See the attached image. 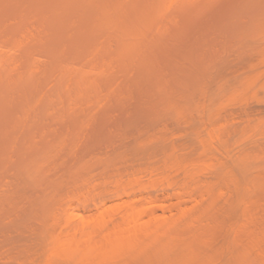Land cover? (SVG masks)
<instances>
[{
	"label": "rangeland",
	"instance_id": "1",
	"mask_svg": "<svg viewBox=\"0 0 264 264\" xmlns=\"http://www.w3.org/2000/svg\"><path fill=\"white\" fill-rule=\"evenodd\" d=\"M175 1L0 0V264H264V0Z\"/></svg>",
	"mask_w": 264,
	"mask_h": 264
},
{
	"label": "bare ground",
	"instance_id": "2",
	"mask_svg": "<svg viewBox=\"0 0 264 264\" xmlns=\"http://www.w3.org/2000/svg\"><path fill=\"white\" fill-rule=\"evenodd\" d=\"M168 2L169 3L167 5H169L172 2L174 3V0H168ZM176 2H177V0L175 1V3ZM164 3H165V0H164L163 4ZM166 3L164 5V7H165L164 11L167 10L166 8L169 7V6H166ZM163 4H161V5H163ZM157 9H158V7H157ZM157 14H159V13L156 12V15ZM144 19H143V21H146L147 20V19H145V20ZM148 23H149V21H148ZM146 24H147V22H146ZM141 27H142V25H141ZM143 28H146V27H144V25H143ZM137 30H139V27L137 28ZM129 45H131V44H129ZM126 46H128V45H126ZM127 51H129V49H127L125 51V53ZM121 52H123V50ZM121 56H124V53ZM85 84H86V82H85ZM90 84H91V82L90 83L88 82L87 86H89ZM210 86L211 85H209L208 87L210 88ZM212 90H213V86H212ZM144 213H146V212H144ZM180 214L181 215L184 214V212H183L182 209L180 210ZM124 215L125 216H124V220L123 221L126 222V220H128V224L131 223V222H133L134 224L132 226H129L128 224H126L129 227L128 228H124L123 227V224H125V223L123 222L122 225H120L122 228L120 226H118L119 227L118 230L117 229L116 230L114 229L115 231L113 233H112V230L113 229L112 230H108V232L111 231V233H109V234L106 233V235L104 236V235H102L100 233L99 234H96L97 233V230L99 231L98 227L96 228V225L98 226V224L100 222L99 228H101V226H100L101 223H104L105 221L102 220L103 222H101V219H99V221L97 223V219H95L96 222L93 221L92 224L93 223H95V224L97 223L96 225L93 224L97 230L95 228H92V225H91V228L89 227L90 228V232H89V229H88V231H86V229L84 228L85 229V232H87L85 234V233H83L84 232V229H83L82 226H84L83 224H87L86 221H88V219L87 220L85 219L86 220L85 221L83 219L84 217L81 214L72 212L71 213V217H76L77 216V217H80L81 220H84V221H82L81 226L78 225V226L82 227L81 229H83V230L80 231V234H78L79 233V230L75 229L76 226H77L76 225L74 227L75 230L73 229L74 230L73 233H71L70 232L71 230H69V231H66L64 233L61 232V234L60 233L55 234L54 232H53L52 235L50 234V236H49V242H50L49 249H45V250L42 251V252H44L43 254H45V258L43 257L45 260L42 259L43 261H45L44 264H50V262H53V258L52 257L54 255L55 256H57V255L59 256L61 254V257L64 256L63 258H65V260L67 261L66 264H70L71 261H73L74 259H76L78 256L81 257L83 254L85 256L86 255H92V256H94L93 253L94 252L97 253L99 251V253H101V256H103V254L104 255H107V253L109 254L110 252L115 253L118 249H120V246L127 247L128 244H131L135 248L136 247L138 248V246L140 245V243L139 244L137 243L138 244L137 245L135 242H140V241H138V239L141 238V236H140L141 233H148V232L150 233V231H153V230L159 231L160 228L165 225L164 224L165 223L164 219H161L160 218L161 215L157 214L155 209L151 210V212L148 213L149 218L147 220L143 221L142 223L139 222L140 219H141V217L139 216V214L137 215V216H139V218L136 217L135 216L136 214L134 215L133 212H128L127 213V211H126V214L124 213ZM140 215H141V213H140ZM125 217H126V220H125ZM67 220H69V219H67ZM90 221H92V219H90ZM90 224L91 223L89 222V226H90ZM103 226H105V223H104ZM69 228H71V227H69ZM93 229L96 232V233L95 232H93V233H95L97 237L99 235H102V236L106 237V238L101 239V240H103L102 241L103 244H104L103 246L102 245L101 246H97L98 244H95L96 241H97L96 243H98V241H99L100 238L98 239L97 237L94 236V238H96L95 239L96 241L94 242V238H93V235H92ZM101 229L103 230V228H101ZM81 232L83 233V236L85 235V237L81 236ZM62 234H64V235H62ZM76 234L77 235H80L81 237L77 236ZM102 236H100V237L102 238ZM92 238H93V240L91 242V239ZM104 239H106V241ZM104 241H105L106 244L104 243ZM102 242H100V243L102 244ZM132 242H134V244H132ZM135 244H136V246H135ZM141 246L143 247L142 244H141ZM113 251H115V252H113ZM51 258H52V260H51Z\"/></svg>",
	"mask_w": 264,
	"mask_h": 264
}]
</instances>
